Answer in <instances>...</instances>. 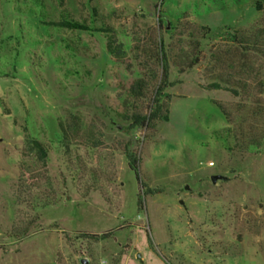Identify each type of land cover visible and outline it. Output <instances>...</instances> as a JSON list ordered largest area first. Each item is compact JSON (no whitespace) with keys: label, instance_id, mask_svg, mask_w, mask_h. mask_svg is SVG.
<instances>
[{"label":"rangeland","instance_id":"374dc122","mask_svg":"<svg viewBox=\"0 0 264 264\" xmlns=\"http://www.w3.org/2000/svg\"><path fill=\"white\" fill-rule=\"evenodd\" d=\"M83 262L264 264V0H0V264Z\"/></svg>","mask_w":264,"mask_h":264},{"label":"trees","instance_id":"16d2710c","mask_svg":"<svg viewBox=\"0 0 264 264\" xmlns=\"http://www.w3.org/2000/svg\"><path fill=\"white\" fill-rule=\"evenodd\" d=\"M57 28H61V29H68V30H71V31H90V28L87 27L86 25H83L81 23H78V22H70V21H62L60 23H57V25H55ZM98 32H105L107 33V31L101 29L99 30ZM164 45L163 43L161 42L160 43V47L158 49V54H157V61L159 63H161V66L163 68V73H164V78L167 77V72H168V62H167V59L164 55ZM108 50L109 52L115 56L116 58H118V60H121V56L123 55V50H122V47L121 46H117L114 44L113 41L110 40L109 44H108ZM166 86V82L164 81L163 85L160 86L158 88V92L157 94L160 96L162 91H163V88ZM214 88H219V85L216 84V85H213ZM139 87V85H138ZM133 92L135 93V88L132 89ZM157 102V101H156ZM161 107H157L156 110L150 115V117H141V116H138L135 118V121L137 122L136 124H141V126H145L146 124L149 126L151 124V122L157 120V119H162L163 121L165 122H168L169 121V115L168 113L166 115H162V116H159L160 113H161ZM32 146L34 149L37 150L38 154H39V157L40 159L42 160H45L47 158V150L46 148L43 146L42 143H40L39 141H33L32 142ZM138 163V160L135 159L132 161L131 163V167H134V168H137L135 167V165Z\"/></svg>","mask_w":264,"mask_h":264},{"label":"water","instance_id":"95a60500","mask_svg":"<svg viewBox=\"0 0 264 264\" xmlns=\"http://www.w3.org/2000/svg\"><path fill=\"white\" fill-rule=\"evenodd\" d=\"M218 180H225V177L223 176H214L212 177V182L216 183ZM82 264H85L84 262Z\"/></svg>","mask_w":264,"mask_h":264}]
</instances>
